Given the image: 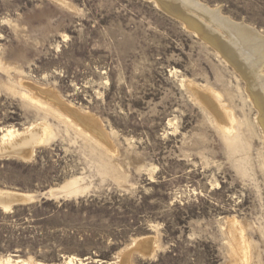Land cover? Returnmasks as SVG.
Wrapping results in <instances>:
<instances>
[{"label":"rangeland","instance_id":"obj_1","mask_svg":"<svg viewBox=\"0 0 264 264\" xmlns=\"http://www.w3.org/2000/svg\"><path fill=\"white\" fill-rule=\"evenodd\" d=\"M199 1L264 36V0ZM166 2L0 0V134L39 126L46 140L0 159V191L34 197L0 208L1 260L264 264L260 112L234 63ZM203 95L238 124L222 130ZM52 98L97 121L106 148ZM72 182L83 195L49 198Z\"/></svg>","mask_w":264,"mask_h":264},{"label":"bare ground","instance_id":"obj_2","mask_svg":"<svg viewBox=\"0 0 264 264\" xmlns=\"http://www.w3.org/2000/svg\"><path fill=\"white\" fill-rule=\"evenodd\" d=\"M167 1L164 3L167 12L183 19L189 28L218 50L228 62L234 63V67L243 75L248 84L249 94L254 102V106L260 112L258 125L264 133V73H261V70L264 68V36L259 33L260 31L258 32L249 25L235 22L223 16L219 9L210 8L199 0ZM52 99L58 106L57 109L60 114L71 120L68 125L81 126L87 134L92 135L96 139V143L98 142L102 145L103 143H108L105 132L91 116L81 114L56 98ZM201 99L209 111L212 112L218 126L222 130L229 131V126H235L234 123L238 124L234 115L222 109L216 100L205 95ZM43 132L44 128L38 126L19 139L8 143V140L13 137L15 130L9 128L2 131L0 134V155L13 154L21 155L22 159L30 158L34 147L45 143L46 140ZM46 194L45 196H47ZM83 194L84 190L76 182H72L65 187L50 189L48 192V196L51 199L77 197ZM20 199L27 200L29 203L34 197L16 192L0 191V208L8 211L12 205L18 204ZM232 229L235 231L234 227ZM232 239L234 241L232 247L240 259L245 260L247 248L243 235L241 233H234L232 234ZM142 249L144 250L143 247L140 250ZM72 263L73 258H68L65 264ZM0 264L41 263H29L24 260L13 261L11 258H5L0 259ZM79 264L82 263L80 262Z\"/></svg>","mask_w":264,"mask_h":264},{"label":"water","instance_id":"obj_3","mask_svg":"<svg viewBox=\"0 0 264 264\" xmlns=\"http://www.w3.org/2000/svg\"><path fill=\"white\" fill-rule=\"evenodd\" d=\"M159 6V5H158ZM160 7V6H159ZM161 8V7H160ZM165 13H167L168 15H170V16H172L173 18H175V19H178V20H180V21H182V22H184L183 21V19H181L179 16H177V15H175V14H172V13H169V12H167V11H165L163 8H161ZM11 154H5V155H0V159H6V158H8V157H18V158H23L21 155H11ZM44 196H45V194H44ZM43 197V196H42ZM45 197H47V196H45ZM28 202H27V200H23V199H20V201L18 202V204L19 205H21V204H27ZM143 243H145V242H143ZM148 244H149V242H147ZM141 251V252H140ZM140 251H138L139 253H141V254H143V255H148L149 254V251L150 250H148V249H142V250H140ZM145 251V252H144Z\"/></svg>","mask_w":264,"mask_h":264}]
</instances>
